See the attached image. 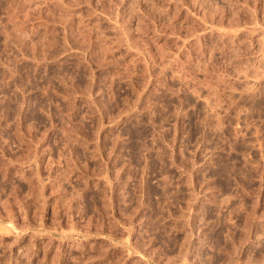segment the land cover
<instances>
[{
  "label": "rangeland",
  "instance_id": "1",
  "mask_svg": "<svg viewBox=\"0 0 264 264\" xmlns=\"http://www.w3.org/2000/svg\"><path fill=\"white\" fill-rule=\"evenodd\" d=\"M0 264H264V0H0Z\"/></svg>",
  "mask_w": 264,
  "mask_h": 264
}]
</instances>
